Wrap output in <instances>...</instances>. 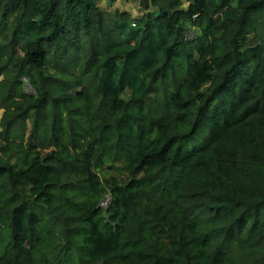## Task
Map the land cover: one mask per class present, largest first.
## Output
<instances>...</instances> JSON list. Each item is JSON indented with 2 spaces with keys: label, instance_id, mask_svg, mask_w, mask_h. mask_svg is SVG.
Segmentation results:
<instances>
[{
  "label": "trees",
  "instance_id": "obj_1",
  "mask_svg": "<svg viewBox=\"0 0 264 264\" xmlns=\"http://www.w3.org/2000/svg\"><path fill=\"white\" fill-rule=\"evenodd\" d=\"M102 1L0 0V264H264V0Z\"/></svg>",
  "mask_w": 264,
  "mask_h": 264
},
{
  "label": "rangeland",
  "instance_id": "obj_2",
  "mask_svg": "<svg viewBox=\"0 0 264 264\" xmlns=\"http://www.w3.org/2000/svg\"><path fill=\"white\" fill-rule=\"evenodd\" d=\"M100 9L103 11L110 13L111 15H115L117 12L123 14H129L134 19H142L148 12H146L143 7L141 6L139 1H132L127 2L125 0H119L116 3L111 4L110 0H104L99 4ZM189 4L184 5L183 9L187 10ZM150 11H154L152 8ZM4 111H0V127H1V120L3 118ZM102 180L105 182L106 187H109L113 181H116L121 184H125L128 180V176L121 174L117 170H109L106 169L104 173H102ZM107 198V202H111L112 195L110 192L106 194L105 199Z\"/></svg>",
  "mask_w": 264,
  "mask_h": 264
},
{
  "label": "built area",
  "instance_id": "obj_3",
  "mask_svg": "<svg viewBox=\"0 0 264 264\" xmlns=\"http://www.w3.org/2000/svg\"><path fill=\"white\" fill-rule=\"evenodd\" d=\"M190 39H191V38H190ZM111 202H112V198H111ZM111 202L108 203V202H107V198L104 199V200L102 201V204H101L102 209L107 210L108 207L110 206Z\"/></svg>",
  "mask_w": 264,
  "mask_h": 264
}]
</instances>
